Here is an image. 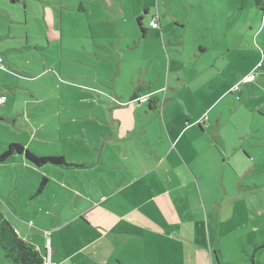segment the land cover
<instances>
[{"label":"crops","instance_id":"0c3cea01","mask_svg":"<svg viewBox=\"0 0 264 264\" xmlns=\"http://www.w3.org/2000/svg\"><path fill=\"white\" fill-rule=\"evenodd\" d=\"M0 1V94L7 96L0 105V119L9 121L10 102L15 99L6 89L10 82L15 90L23 89L10 70L21 68L20 55L42 49L39 42L30 44L29 30L24 38L13 34V28L29 24L28 10L36 2L44 10L48 42L56 32L50 2L10 0L9 10L2 6L6 1ZM18 1L25 6L22 18L13 9L21 8ZM91 1L100 9L123 10L131 4L136 15L141 3L84 0L76 5L85 9V2ZM224 1L201 3L207 13L203 19L209 15L213 28L227 26L228 32L222 34L223 40L213 35L212 40L193 42L185 76L168 100L160 101L159 72L136 67L133 61L123 66L124 37L131 53L140 46L139 36L127 40L115 34L106 42L94 34L104 49L94 64L101 69L107 67V59L116 63L99 81L104 91L100 99L83 98L86 103L78 114L67 117L66 130L61 121L56 131L45 134L31 126L40 102L23 103L32 105L26 112L27 136L10 135L3 152L19 143L35 155L63 156L78 165L38 167L24 154L0 164V210L20 236L52 262L264 264V5L256 0L235 5L233 0ZM141 4L151 15L153 4L148 0ZM154 18L160 23L159 15ZM164 29L160 23L155 30ZM12 38L23 44H10ZM251 73L255 80L242 82ZM124 75L127 90L120 86ZM181 90L191 105L203 103L205 108L193 113L184 102L190 113L171 115V102L178 101ZM143 95L153 97L152 103L139 105L135 98ZM20 116L13 115L14 122ZM214 182L221 183L224 193L207 192L204 199L201 183ZM191 184L199 191L193 206L187 201ZM0 264H12L1 247Z\"/></svg>","mask_w":264,"mask_h":264},{"label":"rangeland","instance_id":"374dc122","mask_svg":"<svg viewBox=\"0 0 264 264\" xmlns=\"http://www.w3.org/2000/svg\"><path fill=\"white\" fill-rule=\"evenodd\" d=\"M5 1L2 6L11 10V1ZM83 1L46 0L52 4L54 13L52 28L56 32V37H61L60 40H56L55 37L53 42L47 41L46 24L42 18L44 10L36 2L35 5L37 6L30 7L28 10L29 24H21L13 28V34L23 35L24 38L28 35L26 29L29 30L30 44L39 42L42 49L38 52L30 50L28 53L20 55L21 68L10 70L11 75L19 78L23 89L15 90L16 85L11 82L6 89L7 95L15 101L14 103L10 102L11 105L13 104V108L10 111L9 121L8 119H0V154L3 152L4 143L10 135L27 136L28 128L24 127L29 125L26 112L27 108L29 109L32 105L25 106L23 103L36 100L40 102L36 108L39 111L31 117L33 123L31 126L33 131L40 130L42 131L41 134H45L49 131H56L61 125V121H63V129L66 130L67 117L78 114L79 107L86 103L83 102L86 101L82 100L83 98L94 95V98L100 99L101 95L104 94L103 89L98 85L99 81L105 75L104 70L109 72L112 65L116 63L112 64L110 59H107V67L101 69L94 64V61L98 60V56L104 51L101 47L102 43L93 38L94 34L106 42H109V36H115V34H122L126 36L127 40L132 36H139L140 38L137 40H140L138 42L140 46L131 53L126 49L127 43L124 37L120 53L123 56V66L133 61L136 67H150L151 73L153 71L159 72L157 82L162 85L160 93V101L162 102L163 98L168 100L172 97L174 89L180 86V80L184 78L187 69L185 61H188L189 53L195 45L193 42L200 38L212 40L211 36L213 35H218L220 40H223L222 34L228 32L227 26L219 25L217 27L216 25L213 28L209 15L205 17L206 20L202 16V14L207 13L205 5L201 8V3L220 5L224 0H148V3L154 5V8L151 5V15L146 13L145 5L141 4L147 0H141V3L137 5V15L133 9L134 6L131 4H126L123 10L109 6L100 9L93 7L94 5L98 6V4L91 1L85 2V9H79L76 2ZM239 1L233 0V4H238ZM249 1L255 3V0ZM54 3L56 9L53 7ZM246 5H248L247 1ZM17 6L21 8L19 10L13 9L17 17L22 18L25 15L24 3ZM237 8L238 5L235 8V14L238 12ZM218 11L223 13L221 9ZM249 11V8L245 7L246 15L250 14ZM152 15H159L160 23L165 27L163 31L155 30L150 26ZM120 23H122V27L119 30ZM141 26L146 29V35H144ZM3 28H6V25L3 24ZM157 34H159V40H157ZM13 39L9 40L10 44L17 42L23 44L22 39ZM4 58L8 60L6 56ZM252 59L251 56L250 60ZM179 66L181 70H179ZM127 84L128 79L126 80L124 75L121 77L120 86L123 90H127ZM180 93L181 97L178 98V101L171 102V115L178 116L180 113H190L186 111L184 102L189 104L188 106L193 113L205 108L203 103L191 105L184 98L185 91L181 90ZM1 109L2 106H0V111ZM18 112L21 113V116L14 122L13 115L18 114ZM219 169H221V165L218 167ZM14 184L16 185V183ZM201 185L204 199H206L207 192L210 194L224 193V188L220 182L207 183L206 185L201 183ZM15 189L16 187L13 188V190ZM187 190L189 191L187 201H189V205H192L193 200L199 199L198 187L194 189L191 184V188H187ZM48 245L50 246V244ZM47 258L44 256L45 263H49Z\"/></svg>","mask_w":264,"mask_h":264},{"label":"trees","instance_id":"16d2710c","mask_svg":"<svg viewBox=\"0 0 264 264\" xmlns=\"http://www.w3.org/2000/svg\"><path fill=\"white\" fill-rule=\"evenodd\" d=\"M256 4L263 6L264 2L261 0H256ZM141 27H142V31L144 32V35H146V29L143 26ZM153 28L155 29L160 28V23H159V27H153ZM144 96L146 97V100L142 101L141 99ZM135 101H137L139 105L148 102H150L151 104L153 101V97H151L150 95H143L140 97H136ZM16 154H24L30 162H32L38 167L44 166L46 164H53V165L66 166V167L78 166L74 162H68L63 156H36L30 150H28L19 143H11L7 147V149L0 154V164L7 162L12 156ZM46 182H47V178L45 176L42 179L41 188H43L46 185ZM0 247L5 257L9 259L12 262V264H47L44 262V256H46V254L43 255L34 245L30 244L24 238H22L18 233V231L4 217L1 210H0Z\"/></svg>","mask_w":264,"mask_h":264},{"label":"built area","instance_id":"2783aa9c","mask_svg":"<svg viewBox=\"0 0 264 264\" xmlns=\"http://www.w3.org/2000/svg\"><path fill=\"white\" fill-rule=\"evenodd\" d=\"M152 27H159V21L157 19H152L150 22ZM2 57H0V62H2ZM256 78L255 73H251L249 75H247L246 77L243 78L242 82H252L254 81ZM239 86H235L234 89H238ZM142 101L146 100V97H142L141 99ZM7 101V96L5 94H1L0 95V104H4ZM49 260V263L47 264H55L52 261H50V257L47 258Z\"/></svg>","mask_w":264,"mask_h":264}]
</instances>
